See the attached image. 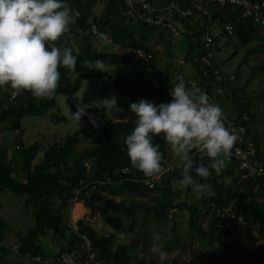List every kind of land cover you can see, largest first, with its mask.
Returning <instances> with one entry per match:
<instances>
[{
    "label": "trees",
    "instance_id": "1",
    "mask_svg": "<svg viewBox=\"0 0 264 264\" xmlns=\"http://www.w3.org/2000/svg\"><path fill=\"white\" fill-rule=\"evenodd\" d=\"M96 1H105V4L101 14L88 22L87 14L89 13L91 5ZM63 2L69 4L73 10H77L79 16L76 22L69 26V31L54 42L55 44L64 38L66 39V36L72 31H88L91 25H95L97 29L104 31L110 37V43L116 46L115 52L91 51L87 53L81 51L74 54L77 58L76 67L83 62H93L96 60H102L107 65L131 61L134 64H138L139 61L134 59L130 52H123V49L141 47L144 50L150 51L144 42L147 37L151 35L154 27L131 19L129 16L125 15L120 0H63ZM206 8L211 15V21L217 20V25L220 26V29L218 30L219 33L217 37L213 36L204 26L192 29L190 36L196 38L198 41L197 46L200 47L202 51H204L202 47V36L205 33L210 34L213 43L216 38L223 37L228 41L226 38L234 36L240 46H246L251 41H254L255 45L250 49V52L264 50V45L259 38L257 27L249 17L241 14V8H236L229 4L217 6L211 3L206 5ZM226 22L232 26V35H225L222 30V25ZM201 50H199L196 58L202 54ZM214 62L216 65L215 68H218L219 75L221 76L219 80L214 79V74L210 71L208 75L202 76L199 74L200 72L198 70H196V78L192 80L197 83L200 90L206 93L207 96L210 94L209 91L211 88H213L215 92L218 88L220 91L216 92V95L222 94V96L226 98L233 97L237 87L235 88V86L232 85L231 76L227 73H223L219 65L220 61L215 58V55ZM193 65L196 66V61L193 62ZM59 71L61 73L60 79L71 72L64 68H60ZM258 71L264 72V63H258L251 67L249 76L245 82L249 83L252 76ZM153 75L159 78L160 85L158 87H154L150 83L144 81L140 73L134 71L131 73V77L134 79L133 87H121L122 83L126 82V77L113 76L108 72H101L95 69L80 73L65 86H58L55 95L50 99L44 100L33 97L28 91H23L21 94L15 95L14 98L8 100L9 93L6 88L9 87V85H5L3 87L5 91L1 92L2 97H0V125L6 124L9 130L17 129V120L19 117L43 114L48 108L54 105L55 96L57 94L64 95L69 112L73 115L77 109L72 105V95L79 88L82 80L94 76H101L109 79L113 87L116 90L124 92L131 101L138 103L141 99H144L149 102H154L156 105L170 102L172 98L164 91V87L170 86L172 88V85L164 83L154 69ZM5 98H7V101L3 105L2 101ZM242 100L245 105H248V99L243 98ZM86 112L87 114L82 117H88L97 112L105 114L103 108L95 107L87 108ZM243 112L245 113V109L240 110L233 120L244 123V116H248V113L244 114ZM106 116L107 115H103V117ZM103 117H101V119ZM106 118L107 121H102L103 123L100 131L95 138L90 135L88 127L84 125L66 136L61 147L57 148L50 145L45 148L42 153L41 161L35 164L32 169H30V164L36 154L38 143L34 142L27 147L21 146L18 154L23 180H19L14 176L13 168L6 157L5 149L0 150V189H7L15 195H24V205L31 206L34 211L33 225L26 230L23 236L19 237V250L21 252L27 251L30 255H39L43 258L53 260L51 264H58L54 262V258L62 250V240L65 241L67 248H72L74 246L78 249L77 238L68 236L64 232V219L62 218L61 212L62 207H58V205L55 204V199L59 198L63 202L68 199L73 188L79 187L81 184L80 182H86L85 174L87 171H90L93 177L92 179H100L106 175H115L118 173L120 167L127 166L130 169V175L144 177L143 173L131 166L130 159L127 155V148L124 144V140L131 134L135 127L133 121L136 119V116H127L125 111L116 108L113 109L110 116ZM251 139L255 145L257 157L264 159V154L260 151L255 136ZM153 143L154 145H159L158 150L162 153L163 158L166 157V141L164 140L163 133L159 137L154 136ZM79 145H83L84 147L80 155L75 156L74 151ZM204 159L207 166L209 160L207 157H204ZM83 160L89 162L87 171L80 165V161ZM226 174L227 171H222L219 175L212 174V176L206 180L210 183L211 190L214 193V195L209 197H215L217 201H221L227 200L233 196V192L230 188L228 186L226 187L220 180L223 176H226ZM192 175H195L194 171ZM176 176L178 175L168 174L164 176L160 184L154 189H148L140 185V183L130 180H121L120 183L114 184L111 187L106 185H95L94 191H88L87 195L81 194L80 198L83 200L84 207L89 211L88 214H92L96 209L98 217L102 220L103 224L109 227L113 232H118L121 230L122 226L119 214H124V216L133 223L135 219V209H143L144 214L153 211L155 218L165 220L166 204L162 202L160 197L162 194L168 195L170 193L171 181ZM252 183V185L247 184L243 189V195H248L249 199L243 201L242 196H239L236 207L237 210L241 211L248 229L256 222L260 221L261 216L264 214V187L259 184L258 186L254 185L255 182ZM157 190L160 192L159 196L155 195ZM103 191H105L107 195L102 194L101 192ZM122 193L136 196L139 198L138 200L150 194L154 197L151 201L154 204L147 205L141 201L126 203L122 199L116 200L114 198L115 195ZM76 205L78 209H74L73 213L79 217L84 209L80 203ZM180 205L181 204L178 206ZM195 209L196 206L188 207V231L195 236L196 234H200V239L203 241H209L213 238L215 244L211 248L209 256L206 258L201 252H198L181 264H220L221 259L226 254H232L236 259L238 258L236 261L237 264H242L244 260L248 262L247 264H264V245H258L249 250L239 251L236 242L231 239L236 236L235 232L230 229H217L211 226L207 229L202 228L199 225L200 223L193 218ZM75 224L78 227V231L84 233L90 239L92 246L96 249L98 258L103 264H154L152 261H145L144 257L135 258V261L133 260L134 262H131L132 260L130 259L127 249L128 247L134 246L133 244L135 243H122L113 247L111 234H96L94 229L82 219L77 220ZM4 227L5 221L0 218V236H2V229ZM46 230L51 232L53 240L58 244L55 251L45 250V248L37 242V236L44 235ZM165 248L168 249V246ZM4 250V248H0V253H4ZM172 264L177 263L173 261Z\"/></svg>",
    "mask_w": 264,
    "mask_h": 264
},
{
    "label": "rangeland",
    "instance_id": "2",
    "mask_svg": "<svg viewBox=\"0 0 264 264\" xmlns=\"http://www.w3.org/2000/svg\"><path fill=\"white\" fill-rule=\"evenodd\" d=\"M105 1H96L91 5L89 13L87 14V21L90 22L94 17L99 16L103 9ZM156 4V0H155ZM92 9V10H91ZM212 35L217 33L220 26L217 25V20L211 21L210 23ZM154 30V29H153ZM154 36L159 37L161 33H155ZM219 37L215 43L216 47L214 50L215 58L224 59L222 64L219 62L223 73H227L232 78V85L235 86L236 91L233 97H224L222 94L216 95L213 88L209 91L208 98L211 103L217 104L223 110V115L229 119H234L240 110L245 109V113H248V118L244 121L243 125L246 127L247 135L250 140L255 136L256 142L259 145L260 151L264 154V72H255L250 79L249 83H246V79L249 76L251 67L258 63H264V50L257 52H250V49L255 45L254 41H251L246 46H240L234 36L226 38ZM67 48L72 49L73 55L85 51L87 53L91 51L95 52H115L116 48L112 43L105 44L100 37L92 35L87 30H75L66 36ZM174 53L179 54L185 50L186 46L182 45V38L175 39L174 41ZM258 42V41H257ZM168 47H170V39L166 41ZM57 44V43H56ZM53 42H48L47 47L51 48L56 45ZM125 52V49H123ZM177 56V55H175ZM169 58V56H165ZM165 59V61L167 60ZM226 59V60H225ZM222 61V60H221ZM95 61L92 63L94 64ZM132 63V61H131ZM131 63H118L105 66L109 68L113 76L125 75L131 77L133 72V65ZM133 64V63H132ZM89 64L83 62L76 67L75 71H71L63 76L59 81V86H65L69 84L77 75L82 72H88L95 70L94 68H88ZM132 69L130 70V68ZM119 77V76H118ZM126 78V82L122 83L121 87H133L134 79ZM4 87V86H3ZM0 88L1 92L5 91L4 88ZM10 99L11 87L6 88ZM116 97L117 109L125 111L127 116H134L135 114L130 111V105L137 103L129 100L124 92L116 90L113 84L106 77L94 76L81 81L79 88L74 92L71 98L72 105L77 109L79 104L88 105L93 100H101L105 98ZM243 98L248 99V105H245ZM7 101V98L3 99V105ZM243 114V115H244ZM102 112L94 113L88 117H82L78 123L74 120L73 115L69 112V108L65 102V97L62 94L55 96L54 105L48 108L43 114L37 116H22L17 120V129L9 130L6 124L0 125V150L5 149V154L9 160L14 176L23 180V173L20 167L18 151L20 147H27L34 142L38 143L36 154L34 155L30 169L35 164L41 161L42 153L45 148L53 145L57 148L61 147L63 140L66 136L73 133L75 130L86 125L88 132L92 137H96L102 126L103 117ZM90 117L95 121V125L90 121ZM107 117V116H106ZM253 141V140H252ZM83 145H79L74 151L75 156L80 155ZM166 155L170 160H177L179 157L175 156L170 145L165 143ZM82 161H80L81 165ZM79 164V162H78ZM220 171L219 173H221ZM215 173L214 175H219ZM86 181L93 180L90 171L86 172ZM103 178V177H102ZM200 183H208V181L199 179L194 175ZM182 175L176 176L171 181L170 193L168 195L162 194L160 197L162 202L166 204V219H157L153 215V211H149L146 214L143 213V209H135V219L131 223L124 214H119L121 219V230L113 232L109 227L105 226L102 220L98 217V212L95 209L92 214L83 213L79 217L83 221L92 227L96 234L99 235H112V246L117 244L135 243L134 246L128 247L127 252L130 255L131 262L135 261V258L144 257L145 261H152L154 264H172L175 261L177 264H181L183 261L188 260L191 256L198 252L206 258L209 256L211 248L215 244L214 239L211 238L209 241H203L200 238V234L196 236L188 231L187 218L189 215L188 207L197 206L201 199L196 193L191 190V187H185L181 185L180 180ZM223 184L230 188L233 187L234 181L231 179L229 174L223 176L220 179ZM84 182H82V185ZM90 192L94 189L89 190ZM102 194L107 193L105 191ZM116 200L122 199L126 203L132 201H141L147 205L154 204L152 195L137 198L136 196L122 193L115 195ZM24 195H15L7 189H0V218L5 221V227L2 229V237L5 238L7 246L17 245V252L4 250V253H0L1 264H22L21 259L17 254H23L19 250L20 241L19 237L23 236L26 230L31 227L34 223V211L31 206L24 205ZM81 202V201H80ZM181 204L180 206H178ZM57 207V206H56ZM60 207V206H58ZM85 208V207H84ZM78 209V206H75ZM87 210V209H86ZM62 218L67 217V209L61 208ZM77 217V218H79ZM75 220V219H73ZM246 222V221H245ZM257 224L255 232L249 237H244L239 233L231 238L236 242L237 249L249 250L253 248L254 237L261 241L260 244H264V214L261 216L260 221ZM251 228V227H250ZM157 233L162 236L165 240V248L167 257L164 261H160L158 256L150 252V246L153 240V234ZM203 239V238H202ZM37 242L45 248V250L55 251L57 245L51 236V232L46 230L44 235L37 236ZM27 252V251H24ZM6 254V255H5ZM8 254L13 255L15 260L12 262L8 259ZM238 259V258H237ZM236 257L232 254H226L220 264H237ZM134 260V261H133ZM244 262L242 264H247ZM23 264H34L33 262L27 261Z\"/></svg>",
    "mask_w": 264,
    "mask_h": 264
},
{
    "label": "clouds",
    "instance_id": "3",
    "mask_svg": "<svg viewBox=\"0 0 264 264\" xmlns=\"http://www.w3.org/2000/svg\"><path fill=\"white\" fill-rule=\"evenodd\" d=\"M77 16L78 13L63 0H0V87L9 85L14 96L28 91L37 99L52 98L59 86V69L75 71L77 58L70 48L61 50L52 46L49 50L46 45L64 36ZM100 39L105 44L111 42L104 33L100 34ZM87 63L90 69L112 72L102 60ZM170 95L172 100L168 103L156 105L141 99L130 105V111L136 116L135 127L124 144L131 166L143 173L149 186L167 171L159 145L153 143V137L163 133L164 140L179 157L181 185L190 186L198 197L212 196L211 186L198 182L192 172L203 180H208L213 171L218 174L225 158L231 155L237 136L225 126L220 106L211 103L198 87L189 89L181 79L172 85ZM90 107L103 108L105 115L110 116L117 108V99L112 97L93 100L88 105L79 104L73 113L74 120L79 123ZM90 121L95 125L91 117ZM195 155L201 159L207 157L208 165L194 166ZM76 202L86 210L81 198ZM196 209L193 218L199 225L205 229L212 227L210 224L202 226L205 216H198ZM150 252L161 262L167 257L165 240L157 233L153 234Z\"/></svg>",
    "mask_w": 264,
    "mask_h": 264
},
{
    "label": "built area",
    "instance_id": "4",
    "mask_svg": "<svg viewBox=\"0 0 264 264\" xmlns=\"http://www.w3.org/2000/svg\"><path fill=\"white\" fill-rule=\"evenodd\" d=\"M120 1L125 15L144 24L166 29L172 40L179 38L183 34L188 36L191 35L192 29L189 23L192 21H195L198 27L205 26L207 28L210 26L209 23L212 18L206 5L210 3L217 6L229 4L236 8H241V14L252 20L259 31V38L264 45V0H186L189 2V6H184L182 4V1L185 0H174L168 2L167 5L160 9L164 13L169 14L170 17H162L159 14V8L156 7L155 0ZM74 12L78 13L77 10H74ZM222 30L225 35L228 36L233 33L231 24L227 22L222 25ZM88 31L90 34L97 37H100L101 33L106 34L104 31L97 29L95 25H91ZM55 46L63 50V48L67 47V40L64 38ZM202 47L204 48V51L195 59L197 62L196 69L202 76L208 75V72L210 71L214 74V79L219 80L221 76L219 75L218 68H215L213 41L210 34L205 33L202 36ZM114 48H116L115 45ZM50 49L51 48H49V50ZM125 52H130L134 59L139 61L138 64L133 63V71L137 73L139 72L144 81L150 83L154 87H158L160 81L157 76L153 75L155 59L152 52L144 50L141 47L125 48ZM183 58L184 56L182 54L177 56L173 55V66L176 67L177 65H180L183 62ZM187 84L190 88L198 87L197 83L192 79H188ZM170 90V86L164 87V91L171 97ZM13 91L14 90L10 92V99L15 97ZM219 91L220 89L217 88L216 92ZM222 119L225 126L237 136V140L231 150V155L225 158V164L221 170L227 171L231 179L234 181L231 189L233 196L227 200L217 201L215 197L204 195L196 209V214L198 216H205L204 220L201 222L204 227H207L210 224L213 228L230 229L244 237H249L255 232L257 224L251 226L250 229L247 228L241 211L236 209L237 201L239 196H242L243 201L249 199L248 195H243V189L247 184L252 185V182H255L254 185L258 186L259 184L264 187V159L257 157L255 145L253 141L249 139L246 127L243 123L236 122L224 115ZM102 121L106 122L107 118L103 117ZM194 160V166H198L201 163L206 165L205 159H201L199 155H195ZM162 162L167 171H165L158 180L153 181L152 186H149L145 177L132 176L130 175V169L127 166H122L115 175H106L100 179L86 181L83 185L82 182H80V186L73 188L69 198L64 202L59 198L55 199L56 205L67 209L68 214L64 219V232L68 236H74L77 238L78 249L74 246L72 248H67L65 241L62 240V250L54 258V262L58 264H103L98 258L96 249L92 246L90 239L84 233L78 231V227L75 223L76 220L82 218L79 217L75 220L72 219V205L80 199L81 194L87 195L88 191L94 189L95 185H106L111 187L114 184L120 183L121 180H130L138 182L140 185L147 187L148 189H154L160 184V181L164 176L168 174L180 176L182 174V166L179 158L177 160H170L168 156H166L163 158ZM81 166L87 171L89 168V162L83 160ZM155 195H160L159 190L155 192ZM85 212L88 213V211H84V213ZM260 243L261 241L254 237L253 248L258 245H264ZM0 248L17 252L18 246L13 244L7 246L5 238L0 236ZM17 256L20 257L22 264L27 261L33 262L34 264H51L53 261L39 255H30L28 252L17 254Z\"/></svg>",
    "mask_w": 264,
    "mask_h": 264
},
{
    "label": "crops",
    "instance_id": "5",
    "mask_svg": "<svg viewBox=\"0 0 264 264\" xmlns=\"http://www.w3.org/2000/svg\"><path fill=\"white\" fill-rule=\"evenodd\" d=\"M170 1H174V0H156V7L159 8L158 12L162 17H170L169 14H166L160 10L163 6L167 5L168 2H170ZM175 1H179V0H175ZM182 4L184 6H189V2H187V1H182ZM100 14H101V12H100ZM189 24H190L191 29L198 28L197 23L195 21H192ZM208 26H209V24H208ZM153 29L154 30L152 31L151 35H149L147 37L144 44L154 54V57H155L154 71L160 76V78L164 81V83H167L170 85H175L176 83H179V81L181 79H183L185 84H186V87L191 89L190 86L187 84L186 80L196 78L197 62H196V66H194L195 64L193 65V62L195 61L196 56L199 53V50H201L200 47L197 46L198 41L196 40V38L194 36H190V35L188 36L185 34L181 35L177 39L182 38V45L186 46V48L184 51L179 52V54H175L174 53V42H173L175 39L174 40L170 39L169 34H168L166 29H162V28H158V27H154ZM206 29L209 32H211L210 27H207ZM154 31H155V33H161V36L155 37ZM218 33L219 32L217 30V33L214 34L213 36L217 37ZM211 34H213V32H211ZM168 39H170V47H168V44L166 43V41ZM217 41H218V38H216L215 42L213 43V49L214 50H215V48H217L215 45V43ZM180 54H182L184 56L183 62L180 65H177L175 67V66H173V63H172V56L173 55L174 56L180 55ZM166 55L169 56V58L165 57ZM166 58H167V60L165 61ZM221 60H224V59H218V61H220V62H221ZM222 62H221V64H222ZM129 63H131V62H129ZM132 63H131V66L133 65ZM131 69H132V67L130 68V70ZM128 73L129 72H126V74L123 76L118 74V76L129 78L130 76H128ZM247 118H248L247 116H244L245 120ZM71 213H72V211H71ZM7 257H8L7 260H10L11 262L13 260H15V258L11 254H8Z\"/></svg>",
    "mask_w": 264,
    "mask_h": 264
},
{
    "label": "bare ground",
    "instance_id": "6",
    "mask_svg": "<svg viewBox=\"0 0 264 264\" xmlns=\"http://www.w3.org/2000/svg\"><path fill=\"white\" fill-rule=\"evenodd\" d=\"M201 51H202V50H201ZM77 203H79V202L74 203L73 206H72V209H71V211H72V213H71V217H72V219L77 218V215L73 213V211H74V209H75V206H77V205H76Z\"/></svg>",
    "mask_w": 264,
    "mask_h": 264
}]
</instances>
